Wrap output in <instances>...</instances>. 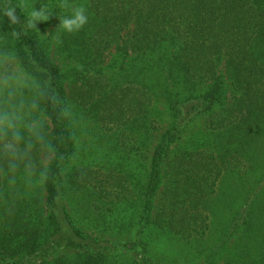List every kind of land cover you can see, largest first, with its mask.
<instances>
[{"label":"trees","instance_id":"1","mask_svg":"<svg viewBox=\"0 0 264 264\" xmlns=\"http://www.w3.org/2000/svg\"><path fill=\"white\" fill-rule=\"evenodd\" d=\"M3 2L0 51L11 53L49 99L31 116L40 115L46 143L29 145L25 132L19 159L0 154V264H162L149 254L151 238L203 235L212 226L201 203L215 192L222 174L258 170L251 192L230 210L217 245L224 247L240 232L245 243L236 247L240 259L226 263L264 264V0H69L83 5L88 15V24L74 34L58 29L59 16L71 15L59 7L62 0H12L26 6L16 9L22 23L34 7L46 4L52 14L55 10L57 43L66 59L77 63L69 74L54 63L39 34L53 15L38 22V30H26L11 25ZM13 30L20 35L13 36ZM67 79L74 89L72 114L65 117L64 105L71 106ZM53 93L62 103H56ZM32 95L25 91L26 101ZM160 101L164 111L156 113ZM197 118L202 119L195 131ZM84 119L93 129L84 134L88 140L95 135L111 142V158L118 161L107 168L109 175L118 167L124 170V161L139 152L148 159L141 177L133 172L125 177L131 184L126 196H134L126 200L143 205L138 217L128 208L131 202L124 201L111 220L115 227L108 222L104 227L123 233L127 223L135 230L129 239L101 245L62 204L68 191L80 187L84 199H78L76 190L73 198L69 195L72 212L97 209L108 216L96 200L106 199L112 188H123L120 177L116 184L90 180L95 162L67 167L78 150L86 157L94 154L79 149L78 124ZM47 144L54 151L44 163ZM45 168L48 177L41 183ZM120 251L130 259L123 261Z\"/></svg>","mask_w":264,"mask_h":264},{"label":"rangeland","instance_id":"2","mask_svg":"<svg viewBox=\"0 0 264 264\" xmlns=\"http://www.w3.org/2000/svg\"><path fill=\"white\" fill-rule=\"evenodd\" d=\"M53 18L49 23L44 24L42 27L39 28V34L40 36L47 41V44L49 45V51H50V57L56 63L59 65V67L64 71V73L69 74L71 69L77 65V63L73 60L66 59L65 55L61 52L60 46L57 43L58 40V32L55 33L56 25H57V16L55 14V10H53ZM54 32V33H53ZM11 54V53H10ZM14 58V60H12ZM10 60L16 61L14 64L15 66H19L22 70H24L18 62V60L13 57ZM105 66V65H104ZM71 79H67V90L69 94L70 104L73 106V100L71 98L74 85L70 83ZM29 84L33 89L36 90L35 85L33 84L31 78L29 77ZM35 87V88H34ZM157 111L156 113L163 112L164 111V105L160 101V103L157 102ZM78 119L82 118V115L80 112H78ZM165 121L166 123H169L170 117L168 114H165ZM202 118H197L196 122L193 124V128L195 131H197L199 127V122ZM85 120V119H84ZM82 120L83 124H78L79 130L81 131L80 135V144L79 149H83V151H94V154L89 155L88 157L80 154L79 150L77 151V156L68 164L67 167H72L75 163L77 164L79 161H86V163L95 162L92 163L96 166L95 171L91 173L89 179L93 180L94 182H97L98 180L105 181L108 184H114L116 180L121 179V182L123 183L122 187H115L110 190L113 192L110 193L106 199H97L96 201L100 203V207H104L106 212L108 213V216L101 215L100 210H95L94 212H91L90 210L86 212V210H80L79 212H76L75 214L72 212L73 206L70 204V196L73 192L78 193V199H84L81 196V193L83 192V188H73L71 189L72 192H67L66 199L63 198V206L68 209L72 215L73 218H75L76 225L83 229L85 232L90 233L92 231V237H96L97 239H100V244H106V241H116L120 242V240L129 239L132 237V235L135 233L134 228H131L127 223L123 227V233H117L115 234L112 230L108 229L106 230L105 223L108 222V226L115 227V222H112V218L119 214L120 211L125 206V202L131 204L133 206H128L130 211L135 210L136 217H138V214L143 209V205L138 202H132L126 199L132 200L134 196L127 197L128 190H126L125 187L130 186L131 184L128 182V180L125 178L127 177L126 174H140L139 177L142 176V166L144 163H148L144 159V156L141 152L137 153L134 159L131 160H125L124 166L125 169L122 170L121 167H118V170H115V172H112V174L109 175L107 173V168H113L114 165L117 163L118 158L111 156L113 155V149H111V142H106L105 140H101L97 138L94 134L93 138L88 140L84 134H86L88 131L92 129L91 123L87 120ZM93 130V129H92ZM85 141H90L88 144H85ZM180 141L178 145H182L184 142ZM86 146V147H85ZM89 146V147H88ZM123 151V149H121ZM151 154V153H149ZM148 154V155H149ZM147 155V156H148ZM53 153L49 150L48 152H43V162L48 163L49 160L52 158ZM111 158V159H110ZM261 159H264V157H260ZM110 159V161H109ZM110 163L108 166L107 162ZM146 165V164H145ZM101 167L103 170H100ZM69 168L66 169V172H68ZM98 171V172H97ZM259 171L255 174L249 173L245 174L244 172H237V171H226L222 174L221 178L219 179L216 190L213 194H211L209 197H207L204 201H202V205L205 207V210L209 212L212 228L206 229L204 231V234L200 236V233L194 234L192 238H189V240L185 239H179L174 236L165 237L159 241L153 240L151 238L150 243L148 245L149 247V254L151 258L159 261L162 264H227L228 258H238L236 247L237 245L240 246L245 245L244 241L239 240L240 232H237L234 237L226 244L224 247L221 245L218 248L219 241L218 237L221 234V231L225 228L227 225L228 218L231 217L229 214L230 210H233L235 208H238L244 199V197L251 191L253 188L254 183L256 182ZM65 172V173H66ZM247 175V176H246ZM143 181V180H142ZM40 182L42 183L43 180L40 178ZM142 183V182H141ZM116 184V183H115ZM162 189V188H161ZM160 189V190H161ZM159 190V191H160ZM70 195V196H69ZM120 195V197H119ZM160 193L157 194V196L154 199V205L157 207L159 205V197ZM71 198H73L71 196ZM251 198H256L255 196H252ZM73 203V202H72ZM62 208V207H61ZM60 208V210H61ZM154 208V207H153ZM140 210V211H139ZM82 212H86V214H83ZM125 214V213H123ZM122 214V215H123ZM83 215H89L90 219H86V217H82ZM137 219V218H135ZM127 220V219H125ZM95 226H98V229L94 230L93 228H90L89 222ZM111 223V225H110ZM142 236H140L141 238ZM139 239V238H138ZM217 245V246H216ZM249 246V245H247ZM241 248V246H240ZM218 249V250H217ZM223 251V252H222ZM217 253V254H216ZM252 253V251H250ZM216 254V255H215ZM123 261H128L126 258L130 259V255L127 253H124V251H120L117 254ZM235 260V259H234ZM121 260L120 262L123 263ZM130 261V260H129ZM108 264H115V263H108Z\"/></svg>","mask_w":264,"mask_h":264},{"label":"clouds","instance_id":"3","mask_svg":"<svg viewBox=\"0 0 264 264\" xmlns=\"http://www.w3.org/2000/svg\"><path fill=\"white\" fill-rule=\"evenodd\" d=\"M24 10L26 6H18L12 0H4L2 9L3 15L10 19L11 25L22 24L24 29H37V23L48 21L52 15L48 5L42 4L40 10L35 7L28 13L26 20L22 23L16 15V9ZM59 7L71 11L70 16H59L60 25L58 29L74 34L81 31L88 24L87 10L83 5H74L69 0H62ZM38 30V29H37ZM12 35L18 37L20 33L15 30ZM10 53L0 51V154L10 157L13 161L21 156V145L25 142L24 133H28L27 143L45 144L42 133V122L40 115L32 119L33 113H37L42 100L49 99L42 90H35L29 84V74L19 66L10 63ZM82 70V65L78 66ZM25 91L33 93L26 101ZM56 103H62L58 95L53 93ZM68 117L72 114L69 105L65 104L62 113ZM50 151H54L50 144H47ZM17 165L12 163L10 171L15 172ZM44 181L48 177V170L42 169L40 173Z\"/></svg>","mask_w":264,"mask_h":264}]
</instances>
